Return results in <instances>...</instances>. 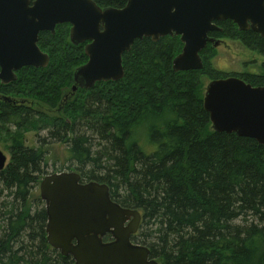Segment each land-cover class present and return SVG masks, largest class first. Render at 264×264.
<instances>
[{
  "label": "trees",
  "instance_id": "obj_1",
  "mask_svg": "<svg viewBox=\"0 0 264 264\" xmlns=\"http://www.w3.org/2000/svg\"><path fill=\"white\" fill-rule=\"evenodd\" d=\"M92 1L101 8L126 5ZM215 25L221 30L209 34L215 40L237 41L263 57L259 73L238 77L264 86V38L231 21ZM38 46L48 65L22 69L9 89L0 84V95L23 96L38 110L0 98V142L7 138L10 156L0 171V206L8 209L0 218L7 230L0 264H74L46 241L44 204L35 191L47 175L46 141L65 144L69 171L107 184L113 201L142 212L132 240L160 264H264V147L211 130L201 78L235 76L213 68L212 44L200 53L202 69L174 72L179 37L136 40L122 56L121 80L80 93L60 115L59 88L71 84L73 66L86 58L74 53L80 48L69 42L64 24L54 34L40 33ZM30 132L46 138L28 147L22 135Z\"/></svg>",
  "mask_w": 264,
  "mask_h": 264
},
{
  "label": "water",
  "instance_id": "obj_2",
  "mask_svg": "<svg viewBox=\"0 0 264 264\" xmlns=\"http://www.w3.org/2000/svg\"><path fill=\"white\" fill-rule=\"evenodd\" d=\"M226 20L264 38V0H126L121 9H100L92 0H0V82L14 81L23 67H46L49 60L37 46L38 34H54L60 24L70 25L72 44L89 42L84 48L88 61L73 75L82 89L119 81L123 53L143 38L156 42L178 36L182 49L172 60L173 71L200 70V52L219 42L209 37L220 30L214 23ZM202 106L213 131L264 146V87L235 77L212 80ZM6 161L0 151V171ZM39 196L47 243L74 264H159L147 246L131 241L139 212L112 201L107 184L81 183L77 172L54 173L41 180ZM107 234L110 239L103 241Z\"/></svg>",
  "mask_w": 264,
  "mask_h": 264
},
{
  "label": "rangeland",
  "instance_id": "obj_3",
  "mask_svg": "<svg viewBox=\"0 0 264 264\" xmlns=\"http://www.w3.org/2000/svg\"><path fill=\"white\" fill-rule=\"evenodd\" d=\"M263 61V57L259 56L258 54L251 52L244 48L242 45H240L237 41L229 40V39H223L220 41V44L215 49V55L212 59V66L214 69L221 70L227 73H241L244 71L253 72V73H259V65ZM248 63V64H246ZM202 84L207 85L208 81L206 78H201ZM65 86V84H63ZM70 84L68 87V90H70ZM130 88V86H128ZM127 88V87H126ZM75 93V92H74ZM61 96H58L57 105L56 108L58 110L57 115H60V111L64 109L67 104L60 105L59 100ZM83 124V123H82ZM84 128L81 127V131H83ZM85 131V130H84ZM23 138H25L26 145L31 148H36L41 143L42 140L46 138V133L41 132L39 136H35L33 132L25 133ZM48 142H45V145L43 146V150L45 151V158L47 159V168H45V173L47 175L52 173H58L59 171L62 172H69V168H72L70 164L66 161L67 157V149L64 144L62 143H52L47 144ZM9 144L7 138L2 137V141L0 142V151L5 154L7 157V162L10 158L8 152H7V145ZM147 150H150L151 148L149 146L145 147ZM37 191V194H39L38 188L35 190ZM3 195V194H2ZM4 196L0 197V202L4 201ZM34 208V207H33ZM8 210V209H7ZM7 210L2 208L0 206V218L1 214L6 213ZM3 226L1 225L3 223ZM3 220L0 222V238L4 232L7 233V230L4 228L6 227L5 224V216L3 217ZM156 236V235H155ZM25 241V238H22L21 241ZM149 240L153 241L152 238ZM28 246H33L32 243H25ZM35 246V245H34Z\"/></svg>",
  "mask_w": 264,
  "mask_h": 264
},
{
  "label": "flooded vegetation",
  "instance_id": "obj_4",
  "mask_svg": "<svg viewBox=\"0 0 264 264\" xmlns=\"http://www.w3.org/2000/svg\"><path fill=\"white\" fill-rule=\"evenodd\" d=\"M32 1V0H31ZM100 9H109V8H101V7H99ZM113 9H115V8H113ZM120 9V8H119ZM64 25H67L68 26V40H69V29H70V25L69 24H64ZM40 33H44V32H40ZM39 33V34H40ZM39 34H38V37H39ZM260 37V36H259ZM70 42V41H69ZM89 42H85V43H83V44H78V45H73L74 47H79L80 48V50H74V53L75 54H79L80 52L82 53H84V48H85V45H87ZM133 45V44H132ZM37 46H38V38H37ZM39 47V46H38ZM131 48V47H130ZM40 49V48H39ZM125 53H123V55H124ZM122 55V56H123ZM84 56H85V61H83V62H81L80 64H78V65H75V66H73V69H72V71H71V86H70V90L71 91H69L68 90V87H69V85L68 84H65V86H60V88H59V90H60V96H61V98H60V100H59V104L60 105H66L67 103H69L72 99H74V98H76L78 95H80V93H83L84 91H88V90H85V89H81V88H79L78 87V85L77 84H75V82H74V78H73V75H74V72H75V70L78 68V67H80V66H82V65H84L87 61H88V59H87V57H86V55H85V53H84ZM122 58V57H121ZM69 65H72L73 63H68ZM246 64H248V63H246ZM24 68H26V67H23V68H21L20 70H18V71H16L15 72V76H16V80L18 79V73L22 70V69H24ZM39 69H42V68H39ZM34 70H37V69H34ZM16 80H14V81H12V82H10V83H8V84H2V88H4V89H9V86L12 84V83H14V82H16ZM100 83H102V84H107V83H113V82H105V83H103V82H99V83H95V85L91 88V89H93L97 84H100ZM73 84H74V90H73ZM75 92V93H74ZM0 98H8V100H10V102H12L13 103V106H24V107H29V108H31L32 110H34V111H36V112H38V110H37V108L36 107H34L32 104H30V102H29V100H26V98L25 97H23V96H14V95H4V94H2V95H0ZM45 109H46V107H44ZM65 145V144H64ZM135 235V234H134ZM134 235L132 236V238L134 237ZM107 237H108V235H106V236H104L103 237V240L104 241H106L107 240Z\"/></svg>",
  "mask_w": 264,
  "mask_h": 264
},
{
  "label": "clouds",
  "instance_id": "obj_5",
  "mask_svg": "<svg viewBox=\"0 0 264 264\" xmlns=\"http://www.w3.org/2000/svg\"><path fill=\"white\" fill-rule=\"evenodd\" d=\"M163 130V129H162ZM155 148V146H153V149Z\"/></svg>",
  "mask_w": 264,
  "mask_h": 264
}]
</instances>
